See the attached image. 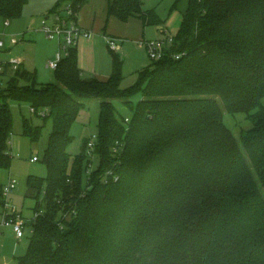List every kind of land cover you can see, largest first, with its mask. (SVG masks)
<instances>
[{"label":"trees","instance_id":"trees-1","mask_svg":"<svg viewBox=\"0 0 264 264\" xmlns=\"http://www.w3.org/2000/svg\"><path fill=\"white\" fill-rule=\"evenodd\" d=\"M27 1L0 0V16L18 18ZM182 1L173 43L128 88L118 55L107 80L83 78L76 47L55 82L19 67L0 88V170L13 160L10 99L48 109L52 123L48 174L27 179L37 216L17 264H264V0H175L172 10ZM144 5L112 0L107 19L161 25ZM138 93L131 119L119 117L114 101L133 109ZM93 100L95 149L72 157V126ZM225 112L251 128L237 138ZM42 134L23 120L32 143Z\"/></svg>","mask_w":264,"mask_h":264},{"label":"rangeland","instance_id":"rangeland-1","mask_svg":"<svg viewBox=\"0 0 264 264\" xmlns=\"http://www.w3.org/2000/svg\"><path fill=\"white\" fill-rule=\"evenodd\" d=\"M67 1L69 0H28L18 18H3L0 24V40L3 41L4 47H0V62L10 63L13 60H21L24 69L35 75L37 83L55 82V70L47 65L49 61L56 60L57 54L61 52V46L59 39H49L42 32L43 21L53 12L61 10V6ZM174 2L175 0H145L144 8L153 9L162 21L159 26H146L144 37L146 40L164 39L167 35H176L182 21V11L186 8V1L181 2L179 9L172 10ZM7 20L9 25H5ZM92 37L100 44V58L95 64L86 63L88 69L84 70L85 78L95 77L103 80L110 78L113 74L114 55H118L123 64L124 79L121 87L128 88L137 81L138 72L151 63L147 50L140 47L138 43L127 42L123 51L112 52L108 47L107 38L102 34H91ZM12 40H15L16 44H13ZM80 41L82 42L83 38ZM8 79L9 77L0 74V88L7 85ZM141 98L140 93L131 98L133 109L124 105L122 100H115L118 116L130 120ZM9 104L14 118L10 144L13 160L10 168L0 170V184L2 186L7 184L12 176L17 178V188L10 196V202L11 206L16 207L18 212L28 220L29 226L25 229V237L20 240L17 239L13 228H0V264H17V260L27 254L29 242L33 236L31 224L35 215L36 201L26 196L25 186L29 176L46 177L48 174L43 159L52 131L51 121L39 114H33L29 101L10 99ZM99 112V100L88 102L81 110L71 129L74 141L68 148V152L72 157L80 155L84 151L85 144L93 141V137L98 135ZM24 119L29 120L34 126H43V134L38 142L32 143L23 135ZM224 122L237 138H240L243 130H248L252 126L244 113L233 115L225 112ZM90 151L93 150L86 148L87 153ZM36 156L39 161L32 162L31 158ZM1 192L0 188V222L3 221Z\"/></svg>","mask_w":264,"mask_h":264},{"label":"built area","instance_id":"built-area-1","mask_svg":"<svg viewBox=\"0 0 264 264\" xmlns=\"http://www.w3.org/2000/svg\"><path fill=\"white\" fill-rule=\"evenodd\" d=\"M78 13L72 4V0L67 1L61 10L53 12L51 15L47 16L43 21L42 31L49 39H59L61 52L57 54L56 60L49 61L48 67L50 69H56L58 63L68 55L70 49L77 47L79 41L82 38H89L91 32L82 28L78 22ZM5 25H9V21H5ZM13 44H16L15 40H12ZM107 43L111 50L119 51L120 47L115 39L107 37ZM173 43V35H167L164 39L157 40H142L140 42V47L147 50L151 60H158L163 57L165 48ZM0 47H4V43L0 40ZM176 59H180V55L176 56ZM21 61L13 60L10 63L0 62V74H4L7 67H11L17 70L20 67ZM1 84V82H0ZM33 114H39L42 117H47L49 115L48 109L37 110L35 107L30 108ZM129 119H127L128 121ZM97 136L93 137V141L88 142V149L94 150L96 146ZM32 162L39 161V158H31ZM17 178L10 177L7 184L3 185L1 188V194L3 197V221L0 222V228L10 227L13 228L17 239H22L25 237V229L29 226V222L24 216L18 212L16 207L11 206L10 196L15 192L17 188ZM37 215L35 214L34 217Z\"/></svg>","mask_w":264,"mask_h":264},{"label":"crops","instance_id":"crops-1","mask_svg":"<svg viewBox=\"0 0 264 264\" xmlns=\"http://www.w3.org/2000/svg\"><path fill=\"white\" fill-rule=\"evenodd\" d=\"M111 1L112 0H90L78 13V22L80 26L90 31L92 34H102L105 38L108 37L119 41L120 49L117 52L123 51L127 46V42L140 44L142 40H146L144 38L146 26L142 20L132 18L127 22H121L115 17L107 19V8ZM2 19L3 18L0 16V24ZM97 41L98 40L94 39V37L91 38L90 36L89 38H83L82 42L79 41L76 47L78 50L79 67L82 71L83 78H85L84 70L88 69V67L86 68V63L95 64L100 58V44ZM110 51L116 52L111 49ZM20 67L24 68L22 61ZM14 71L15 70L9 66L5 73L1 75L10 77ZM25 189L27 190V185Z\"/></svg>","mask_w":264,"mask_h":264}]
</instances>
